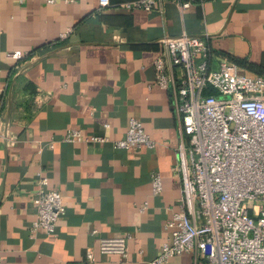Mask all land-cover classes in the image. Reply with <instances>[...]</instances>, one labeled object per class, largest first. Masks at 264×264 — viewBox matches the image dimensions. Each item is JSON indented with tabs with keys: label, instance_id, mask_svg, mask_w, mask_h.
Listing matches in <instances>:
<instances>
[{
	"label": "crops",
	"instance_id": "1",
	"mask_svg": "<svg viewBox=\"0 0 264 264\" xmlns=\"http://www.w3.org/2000/svg\"><path fill=\"white\" fill-rule=\"evenodd\" d=\"M123 1L132 0H111ZM160 1L162 13L98 0H0V264H146L160 252L182 202L173 85L155 83L157 58L170 71L162 39L202 37L211 67L225 61L264 76V0H182L190 4L182 10ZM131 117L153 149L64 139L70 129L119 139ZM38 173L65 198L54 235L30 229ZM126 235L125 256L99 252L101 237ZM166 264L206 258L196 251Z\"/></svg>",
	"mask_w": 264,
	"mask_h": 264
},
{
	"label": "built area",
	"instance_id": "2",
	"mask_svg": "<svg viewBox=\"0 0 264 264\" xmlns=\"http://www.w3.org/2000/svg\"><path fill=\"white\" fill-rule=\"evenodd\" d=\"M45 1L54 4L57 0ZM170 1L181 10L190 5L188 1ZM98 4L163 12L160 0H98ZM162 44L170 71L164 60L157 58L155 83L162 88L168 82L173 85V108L181 138L182 202L167 222L169 237L146 264H166L173 255L196 251L206 258V264H264V76H248L225 61L211 67L202 37L165 36ZM13 55L21 57L20 52ZM64 139L110 142L114 148L126 150L156 146L134 117L119 139L83 135L78 129L67 130ZM37 180L30 229L54 235L57 220L66 212L65 198L59 191L45 188L47 177L38 173ZM161 189V177L154 174L151 191L158 194ZM128 238L101 237L98 250L125 256ZM86 257L93 259L91 250Z\"/></svg>",
	"mask_w": 264,
	"mask_h": 264
}]
</instances>
